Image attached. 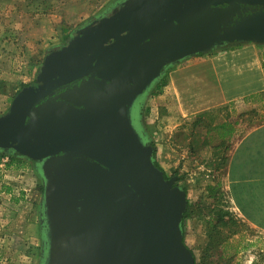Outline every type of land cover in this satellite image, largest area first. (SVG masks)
<instances>
[{
  "label": "water",
  "instance_id": "95a60500",
  "mask_svg": "<svg viewBox=\"0 0 264 264\" xmlns=\"http://www.w3.org/2000/svg\"><path fill=\"white\" fill-rule=\"evenodd\" d=\"M225 4L250 14L212 34L209 9ZM246 43L264 45V0H126L45 55L0 116V151L43 181L42 264H194L186 193L154 165L131 111L167 67Z\"/></svg>",
  "mask_w": 264,
  "mask_h": 264
},
{
  "label": "rangeland",
  "instance_id": "374dc122",
  "mask_svg": "<svg viewBox=\"0 0 264 264\" xmlns=\"http://www.w3.org/2000/svg\"><path fill=\"white\" fill-rule=\"evenodd\" d=\"M121 5L117 0H0V116L7 113L10 102L21 85L27 86L34 81L48 52L66 44L69 37L77 31L110 15ZM234 10L226 4L211 7L209 11L213 13L214 19L210 32L217 34L233 28L250 14L251 9L237 6ZM240 45L243 44L215 48L197 56H209V53L212 55L228 51ZM251 45L264 48V45ZM177 66L167 67L162 78L151 84L136 103L139 107V121V113L148 110L144 120L152 134L163 128L160 123L157 127H151L155 120V111L152 110L158 109L163 102L158 97L162 91H167L166 84L175 76V70L180 68ZM164 79L165 86L161 93L153 96L152 89ZM248 112L250 111H230L229 108L222 107L210 113L192 115L179 125L175 144L181 146L170 147L169 163L160 160V152L155 150L154 161L157 165L163 169L167 178L176 177V185L184 188L187 207L191 213L182 223L183 238L188 249L199 259L204 256L207 244V223H215V217L208 215V212L226 211L224 193L219 183L223 179L224 144L217 145L207 139L208 143L204 145L206 130L209 124L222 121L225 116L243 119L245 115H250ZM137 118L131 112L132 126L143 140ZM146 141L150 146L154 144L150 136ZM187 146L190 152L187 151ZM26 165L25 169L3 172L0 180V264H42L44 261V235L39 217L42 197L40 188L43 190V181L35 163L26 161ZM208 181L212 185H208ZM216 181L217 187L214 185ZM4 188L8 189L7 193L3 191ZM13 197L21 199L15 203L11 201ZM230 218L236 224L231 231L234 234L220 247L211 249L206 257L207 263L264 264V238H255L249 243L247 240L258 235L246 230L236 216L230 215ZM229 226L228 224L223 229L224 235L230 232Z\"/></svg>",
  "mask_w": 264,
  "mask_h": 264
},
{
  "label": "crops",
  "instance_id": "0c3cea01",
  "mask_svg": "<svg viewBox=\"0 0 264 264\" xmlns=\"http://www.w3.org/2000/svg\"><path fill=\"white\" fill-rule=\"evenodd\" d=\"M117 1L122 4L126 0ZM210 55L190 57L176 64L180 68L175 70V78L168 77L167 91L158 95L163 102L152 110L155 120L151 127L160 123L163 128L152 134L144 120L146 109L139 113L140 121L137 118L139 133L145 140L150 136L155 150L160 152V160L169 163L170 147L181 146L175 143L183 120L222 107L250 111L243 119L228 115L209 124L204 144L207 139L224 144L223 179L219 183L225 210L240 219L246 230L258 235L247 240L250 243L264 238V48L246 43ZM220 126H224L221 132ZM187 151L190 152L189 147ZM208 183L212 185L211 181ZM214 185L217 187L218 182Z\"/></svg>",
  "mask_w": 264,
  "mask_h": 264
},
{
  "label": "trees",
  "instance_id": "16d2710c",
  "mask_svg": "<svg viewBox=\"0 0 264 264\" xmlns=\"http://www.w3.org/2000/svg\"><path fill=\"white\" fill-rule=\"evenodd\" d=\"M210 54V53H209ZM165 79L162 80L161 82H159L158 84H156V86L152 89L153 96L159 95L161 93V89L165 86ZM26 85H21L20 89L17 91L19 92L23 87H25ZM218 129H220V132L223 131L224 126H220ZM151 147L153 148V155H152V159L154 162V165L158 168L159 166L156 164V162L154 161V152H155V148L153 145H151ZM26 160L25 158L19 157L17 154L9 151L7 153H4L2 151H0V180L2 177L3 172L10 170V169H14V170H20V169H25L26 168ZM225 161V160H224ZM223 161V162H224ZM2 166V167H1ZM161 170V169H160ZM164 178H167V176L163 173ZM213 189V188H212ZM211 190V189H210ZM4 192H8V189L4 188L3 190ZM43 190L42 188H40V193H42ZM19 199L21 198H12L11 201H14L15 203H17L19 201ZM191 212H189V207H187L186 212L183 215L182 218V223L188 219L189 215ZM213 215L214 221L215 223H211L208 222V230L206 231V236H207V244H206V248L204 250V256H202L200 259L195 256V254L191 251L193 258H194V264H208L207 263V259L206 257L209 255L211 249H215L218 248L222 245L223 242H226L227 239L229 237H232V234H234V232L232 231V227H234L236 224L234 222L231 221L230 218V214L225 211H220V210H213V211H209L208 215ZM228 218V220H226ZM229 221V222H228ZM228 224L230 225L229 227H231L228 231V234H223V229H225ZM227 235V236H226ZM223 236H225L223 238ZM183 242L185 244V240L183 238ZM186 246V245H185ZM188 248V247H187Z\"/></svg>",
  "mask_w": 264,
  "mask_h": 264
},
{
  "label": "flooded vegetation",
  "instance_id": "af4514ba",
  "mask_svg": "<svg viewBox=\"0 0 264 264\" xmlns=\"http://www.w3.org/2000/svg\"><path fill=\"white\" fill-rule=\"evenodd\" d=\"M255 11H256V9H255ZM61 46H59V47H57V48H55V49H59ZM55 49H53V50H55ZM72 88V86H69L68 88H65V89H62V90H60V91H58L57 92V94L58 93H61V92H63V91H66V90H69V89H71ZM138 102V100L134 103V105H133V108H132V113L134 114V116L136 115V118H137V111H138V109H139V107L137 106V103ZM137 120V119H136ZM132 123H133V120H132ZM133 125V124H132Z\"/></svg>",
  "mask_w": 264,
  "mask_h": 264
}]
</instances>
